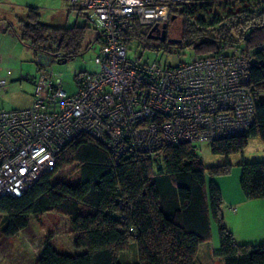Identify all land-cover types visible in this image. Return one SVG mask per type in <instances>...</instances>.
Returning a JSON list of instances; mask_svg holds the SVG:
<instances>
[{
	"label": "trees",
	"instance_id": "trees-1",
	"mask_svg": "<svg viewBox=\"0 0 264 264\" xmlns=\"http://www.w3.org/2000/svg\"><path fill=\"white\" fill-rule=\"evenodd\" d=\"M207 1L190 0L172 11L168 21L181 20V42L164 41L163 46L189 47L199 57L235 49L251 58L250 80L259 94L254 123L241 136L209 144L212 154L228 156L242 153L250 138L264 143V7L205 24L196 16L206 11ZM0 22L3 31H11L36 55H61L59 62H64L81 52L83 27L47 25L37 8L28 7L16 22L4 17ZM147 33L135 27L123 40ZM166 33L172 37L169 26ZM72 165L78 168L79 183L50 181ZM240 167L245 198H264V161H242ZM230 168L228 162L205 167L187 143L116 160L94 138L80 134L59 152L52 172L18 197H0V213L6 214L1 232L14 236L28 226L31 215L56 212L68 218L72 246L79 252L63 253L46 242L33 264H197L199 246L210 240L214 221L222 264H264V243L235 241L223 220L221 192L212 179L206 180V174L212 178ZM133 242L137 259L130 260L123 255Z\"/></svg>",
	"mask_w": 264,
	"mask_h": 264
},
{
	"label": "built area",
	"instance_id": "built-area-1",
	"mask_svg": "<svg viewBox=\"0 0 264 264\" xmlns=\"http://www.w3.org/2000/svg\"><path fill=\"white\" fill-rule=\"evenodd\" d=\"M63 1L101 30L98 70L76 76V91L69 94L39 57L45 70L30 77L32 103L0 109V197H18L52 172L59 152L80 134L94 138L118 160L180 143L199 152L204 144L248 131L259 94L247 55L235 50L172 65L126 54V33L160 26L190 0ZM61 58L48 57V62ZM5 88L0 78V89Z\"/></svg>",
	"mask_w": 264,
	"mask_h": 264
},
{
	"label": "rangeland",
	"instance_id": "rangeland-1",
	"mask_svg": "<svg viewBox=\"0 0 264 264\" xmlns=\"http://www.w3.org/2000/svg\"><path fill=\"white\" fill-rule=\"evenodd\" d=\"M204 4H208V8L205 12L198 13L196 17L203 20L205 24H210L215 19H226L231 14L238 13L243 9L259 10L264 7V0H208ZM28 7L37 8L41 22L47 25L66 27L77 25L83 27L81 52L64 62H48L50 56L47 54L40 53L36 55L29 47L22 44L17 37L4 36L1 31L0 76L5 78L7 82L6 90L2 91L0 89V109L3 110L21 109L31 104L33 85L30 77H38L44 72L43 67L47 64L59 76L62 81V88L69 94L76 91V76L98 70L96 59L101 48V30L94 23L89 22L85 16H82L77 6L65 3L62 0H0V16L16 22L18 18H23L26 15ZM81 13L83 14V12ZM167 23L170 35L178 38L181 20L176 17L173 22L168 21ZM148 28L149 26L144 27L143 30H149ZM98 37L99 39H97ZM124 44L129 58L140 56V61L146 63L159 60L165 64L176 65L181 61L190 60L193 56H200L195 55L193 49L189 47L181 49L166 48L163 46L164 42L148 37V35L145 37V34L133 35V38H130ZM234 51L235 49H226L224 52L230 54ZM39 57L43 60V67L42 60L41 63L38 60ZM25 77L28 79H25ZM254 119L250 127L253 125ZM208 145L204 144L201 150L197 152L199 156L201 155L205 165L213 164L215 161L222 159L221 156L212 154ZM242 154L249 161H264V143L259 138L250 139ZM238 157L239 155L234 158L237 159ZM239 171L238 182L241 169ZM59 180L70 185L79 183L77 166L72 165L61 169L50 178L51 182ZM5 216L6 214L0 213V264H33L44 244L49 241H52V246L55 249L63 253L79 252L72 246L73 233L71 232L69 220L61 214L45 212L31 215L28 226L11 237H5L1 232ZM211 233L210 240L201 246L197 264H220L219 256L212 252L215 251L214 248L219 250L218 228L215 222H212ZM207 244L211 254L209 257H204L202 251L207 247ZM124 253L123 256L127 259H137L136 243H131Z\"/></svg>",
	"mask_w": 264,
	"mask_h": 264
},
{
	"label": "crops",
	"instance_id": "crops-1",
	"mask_svg": "<svg viewBox=\"0 0 264 264\" xmlns=\"http://www.w3.org/2000/svg\"><path fill=\"white\" fill-rule=\"evenodd\" d=\"M63 2L68 3L66 1ZM80 14L84 16V14H82L81 12ZM3 28L4 26L0 25V32L2 31V34L4 36L8 35L11 38L13 37L16 38V36L11 31L9 30L3 31ZM0 78L6 81L5 78L1 76ZM6 88H7V82H6ZM6 88L1 90L5 91ZM32 99H33V93L31 95V103H32ZM242 153L230 154L228 156L219 155L222 157V159H219V161H215V163L210 165H205L204 161L201 158V155L200 158L205 167L218 166L225 164L227 162L231 165V168L228 173L217 175L212 178L206 174V180L208 181L212 179L221 192V196L223 199V204L221 206V213L223 216L224 223L227 229L232 233L235 241L239 244H250V245L261 244L264 243V198L247 199L245 198L241 188L239 187L240 180L238 182V179L240 172L239 170L241 169L240 163L242 161H249L244 158V155ZM237 155H239V157L237 159L234 158ZM212 222L214 221H211V232H212ZM49 243L52 245V241L51 242L49 241ZM202 245L203 243H201L199 246L196 256L197 260L200 255ZM214 249L215 251L212 252L215 255H217L219 250H216V248ZM202 252L204 257L210 256L211 252L208 244L207 247ZM219 260H220V264H222V259L220 256H219Z\"/></svg>",
	"mask_w": 264,
	"mask_h": 264
},
{
	"label": "water",
	"instance_id": "water-1",
	"mask_svg": "<svg viewBox=\"0 0 264 264\" xmlns=\"http://www.w3.org/2000/svg\"><path fill=\"white\" fill-rule=\"evenodd\" d=\"M166 28H167V22L162 23L160 26L158 25V23H156L149 28L147 35L148 37L158 39L162 42L164 41L173 42V43L181 42V40L178 38L167 37Z\"/></svg>",
	"mask_w": 264,
	"mask_h": 264
},
{
	"label": "clouds",
	"instance_id": "clouds-1",
	"mask_svg": "<svg viewBox=\"0 0 264 264\" xmlns=\"http://www.w3.org/2000/svg\"><path fill=\"white\" fill-rule=\"evenodd\" d=\"M59 62V61H58Z\"/></svg>",
	"mask_w": 264,
	"mask_h": 264
}]
</instances>
